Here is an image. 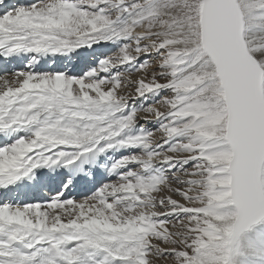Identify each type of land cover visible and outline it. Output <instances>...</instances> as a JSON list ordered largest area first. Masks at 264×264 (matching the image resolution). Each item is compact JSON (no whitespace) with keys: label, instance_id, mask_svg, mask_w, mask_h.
<instances>
[{"label":"snow or ice","instance_id":"obj_1","mask_svg":"<svg viewBox=\"0 0 264 264\" xmlns=\"http://www.w3.org/2000/svg\"><path fill=\"white\" fill-rule=\"evenodd\" d=\"M0 8V264H237L264 223V0Z\"/></svg>","mask_w":264,"mask_h":264},{"label":"bare ground","instance_id":"obj_2","mask_svg":"<svg viewBox=\"0 0 264 264\" xmlns=\"http://www.w3.org/2000/svg\"><path fill=\"white\" fill-rule=\"evenodd\" d=\"M11 2L13 1L7 0V3L10 4ZM20 2H26V0H20ZM0 11H3V9L0 8ZM73 71H75V69ZM44 198H46L44 194L40 195V193L21 197L22 201ZM257 248H264V223L255 227L251 233L245 236L243 240V252L240 257H238L237 264H264V255H258L255 251Z\"/></svg>","mask_w":264,"mask_h":264},{"label":"rangeland","instance_id":"obj_3","mask_svg":"<svg viewBox=\"0 0 264 264\" xmlns=\"http://www.w3.org/2000/svg\"><path fill=\"white\" fill-rule=\"evenodd\" d=\"M11 1H13V2H11L12 4H13V3H17V2H18L17 0H11ZM15 1H16V2H15ZM11 3H10V4H11Z\"/></svg>","mask_w":264,"mask_h":264},{"label":"water","instance_id":"obj_4","mask_svg":"<svg viewBox=\"0 0 264 264\" xmlns=\"http://www.w3.org/2000/svg\"><path fill=\"white\" fill-rule=\"evenodd\" d=\"M261 224H262V223H261ZM259 225H260V224H259ZM259 225H257V226H259ZM257 226H256V227H257Z\"/></svg>","mask_w":264,"mask_h":264}]
</instances>
